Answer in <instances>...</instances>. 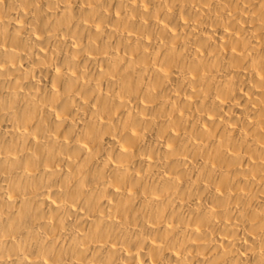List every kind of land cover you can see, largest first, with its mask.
Returning a JSON list of instances; mask_svg holds the SVG:
<instances>
[{"label":"bare ground","instance_id":"obj_1","mask_svg":"<svg viewBox=\"0 0 264 264\" xmlns=\"http://www.w3.org/2000/svg\"><path fill=\"white\" fill-rule=\"evenodd\" d=\"M0 264H264V0H0Z\"/></svg>","mask_w":264,"mask_h":264}]
</instances>
